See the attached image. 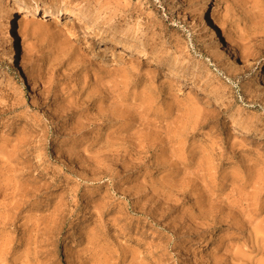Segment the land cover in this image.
<instances>
[{"label": "rangeland", "instance_id": "374dc122", "mask_svg": "<svg viewBox=\"0 0 264 264\" xmlns=\"http://www.w3.org/2000/svg\"><path fill=\"white\" fill-rule=\"evenodd\" d=\"M13 1L0 0V264H264V139L229 121L264 135V0L209 2L243 59L201 32L198 0H25L61 9L19 37L26 85L8 65ZM118 40L144 56L111 51Z\"/></svg>", "mask_w": 264, "mask_h": 264}, {"label": "bare ground", "instance_id": "6f19581e", "mask_svg": "<svg viewBox=\"0 0 264 264\" xmlns=\"http://www.w3.org/2000/svg\"><path fill=\"white\" fill-rule=\"evenodd\" d=\"M13 2L14 3L12 6L14 8V11L12 13V20L10 19L8 21V27H9L8 41L10 44V48H9L10 55L8 57L9 58L8 65L13 69L14 74H16V76L19 78L22 84L26 85L27 80L23 72L21 71V66L19 64L23 49L19 41V37L23 35L26 25L30 21L41 20L40 25H42L41 22L43 20H47L49 18L57 19L56 16L61 14V9L59 8V6L55 4L43 6V4L37 1L14 0ZM209 2L210 0H198L196 2L195 4L196 25L199 27V29L205 35V37L210 41V43L215 47L219 48L220 50H222L225 54H227L228 50L229 51L232 50L236 58L238 59L245 58V55L243 53L238 52L236 48L233 49L231 46L229 47L227 42L225 43L222 41L221 36L218 33L217 24L209 14V8H208ZM66 21L68 22L67 24L72 27L76 23L85 24V22L78 17H74L72 19H66ZM70 38L72 40L73 38H75V35L71 34ZM87 38L88 40L93 38L99 40L101 43L103 42L101 39L97 38V36L93 32L87 33ZM195 38L199 40V37L195 36ZM138 43H139V47L142 48L144 46L142 42H138ZM110 46H111V51H117L118 49H121L123 51L122 52L123 54H125V52L132 53L134 56H137V57L133 56L134 60L138 59L139 57L142 58L144 56L139 51H135L131 46H129V44L125 43L123 40L111 42ZM145 63H146V67L148 68L162 69L165 74L164 76L168 80L173 81L178 86H187L188 88H190V91L192 92L199 90L198 86H195L185 81L178 74L172 71V69H170L169 67L162 66L160 62L146 58ZM206 94L207 96H210L211 93L206 92ZM217 101H220V99L217 98ZM202 102L205 103L206 99H203ZM229 121L231 123V128L240 131L242 136H246V137L250 136L257 139H264V135L257 133L248 127H244L239 121H237L236 116L230 115Z\"/></svg>", "mask_w": 264, "mask_h": 264}]
</instances>
